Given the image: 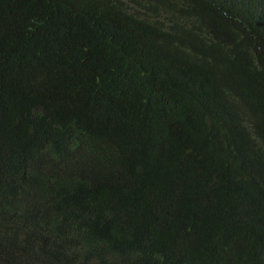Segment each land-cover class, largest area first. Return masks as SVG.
Returning a JSON list of instances; mask_svg holds the SVG:
<instances>
[{"label":"trees","instance_id":"trees-1","mask_svg":"<svg viewBox=\"0 0 264 264\" xmlns=\"http://www.w3.org/2000/svg\"><path fill=\"white\" fill-rule=\"evenodd\" d=\"M0 264H264V0H0Z\"/></svg>","mask_w":264,"mask_h":264}]
</instances>
